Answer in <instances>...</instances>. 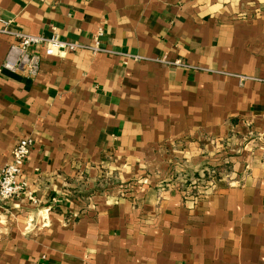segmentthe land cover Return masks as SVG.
<instances>
[{
	"label": "crops",
	"instance_id": "obj_1",
	"mask_svg": "<svg viewBox=\"0 0 264 264\" xmlns=\"http://www.w3.org/2000/svg\"><path fill=\"white\" fill-rule=\"evenodd\" d=\"M4 28L87 47L32 79ZM25 137L0 264H264V0H0V167Z\"/></svg>",
	"mask_w": 264,
	"mask_h": 264
},
{
	"label": "built area",
	"instance_id": "obj_2",
	"mask_svg": "<svg viewBox=\"0 0 264 264\" xmlns=\"http://www.w3.org/2000/svg\"><path fill=\"white\" fill-rule=\"evenodd\" d=\"M1 20L7 26L10 24L9 20ZM3 32L10 34L13 37V41L10 43L2 69L22 74L32 79L38 76L42 64V55L34 50L35 46L44 47L47 56L56 53L75 52L87 47L82 43L61 39L56 34L52 36H36L22 31H11L7 28H4ZM101 35L102 32L94 38V45L89 47L94 52L101 49L99 38ZM33 144L34 140L32 138H20L12 151L11 161L0 167V201L12 200L25 191V182L21 181L20 176L24 162L29 156ZM217 173L216 169H211L208 170L207 176L208 178H216ZM179 179L183 185L185 184L192 191L198 190L200 182L205 179V176L202 174L198 176L181 174ZM188 188H185L186 192ZM29 198L33 203H38L35 197L29 196Z\"/></svg>",
	"mask_w": 264,
	"mask_h": 264
},
{
	"label": "rangeland",
	"instance_id": "obj_3",
	"mask_svg": "<svg viewBox=\"0 0 264 264\" xmlns=\"http://www.w3.org/2000/svg\"><path fill=\"white\" fill-rule=\"evenodd\" d=\"M209 170H211V169H209Z\"/></svg>",
	"mask_w": 264,
	"mask_h": 264
}]
</instances>
